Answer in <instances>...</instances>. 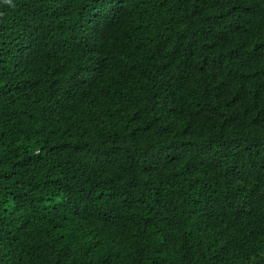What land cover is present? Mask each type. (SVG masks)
<instances>
[{
    "label": "trees",
    "instance_id": "16d2710c",
    "mask_svg": "<svg viewBox=\"0 0 264 264\" xmlns=\"http://www.w3.org/2000/svg\"><path fill=\"white\" fill-rule=\"evenodd\" d=\"M0 264H264V0H0Z\"/></svg>",
    "mask_w": 264,
    "mask_h": 264
},
{
    "label": "clouds",
    "instance_id": "9594fccd",
    "mask_svg": "<svg viewBox=\"0 0 264 264\" xmlns=\"http://www.w3.org/2000/svg\"><path fill=\"white\" fill-rule=\"evenodd\" d=\"M12 0H4V3L11 5Z\"/></svg>",
    "mask_w": 264,
    "mask_h": 264
}]
</instances>
